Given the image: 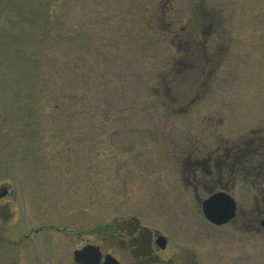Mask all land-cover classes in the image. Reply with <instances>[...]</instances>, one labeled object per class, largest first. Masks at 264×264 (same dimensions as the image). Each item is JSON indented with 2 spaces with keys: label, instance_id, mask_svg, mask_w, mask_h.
<instances>
[{
  "label": "rangeland",
  "instance_id": "obj_1",
  "mask_svg": "<svg viewBox=\"0 0 264 264\" xmlns=\"http://www.w3.org/2000/svg\"><path fill=\"white\" fill-rule=\"evenodd\" d=\"M254 143L264 0H0V264H79L86 243L139 264L108 236L140 227L155 264H264V234L208 222L187 172Z\"/></svg>",
  "mask_w": 264,
  "mask_h": 264
},
{
  "label": "flooded vegetation",
  "instance_id": "obj_2",
  "mask_svg": "<svg viewBox=\"0 0 264 264\" xmlns=\"http://www.w3.org/2000/svg\"><path fill=\"white\" fill-rule=\"evenodd\" d=\"M195 166V164H197ZM214 161L203 160L201 162H189V168L194 173L193 168H201L203 173L212 174L218 168L217 179H209L204 177L201 182L197 181L196 177L192 176L196 186L195 189L202 184V187L212 188L217 187L219 191H225L231 194L236 200L235 216L226 225L234 220L235 230L238 235L239 242H253V239L264 234V144H248L239 148L236 153V158L231 161L222 160L217 161L215 165H211ZM215 169V170H214ZM214 184H218L214 186ZM210 188V189H211ZM0 194L8 192V186L0 187ZM239 193L245 197L238 198ZM251 199V201H250ZM220 225V226H222ZM143 227L136 228L135 231L125 234L116 233L114 229L110 230L108 239L112 245L115 239L121 240L123 245L130 242V247L136 253V259L139 264H155L156 257L150 247V253L146 254L144 249V234H142ZM123 231V230H122ZM157 233L152 235L151 240H155ZM150 237H148V240ZM254 239V240H255ZM111 252V251H109ZM153 252V253H152ZM113 254V253H112ZM251 255V254H250ZM142 257V258H141ZM243 257H245L243 259ZM172 261V260H171ZM256 256H238L231 262H227L224 258L222 264H257ZM261 263V262H260Z\"/></svg>",
  "mask_w": 264,
  "mask_h": 264
},
{
  "label": "water",
  "instance_id": "obj_3",
  "mask_svg": "<svg viewBox=\"0 0 264 264\" xmlns=\"http://www.w3.org/2000/svg\"><path fill=\"white\" fill-rule=\"evenodd\" d=\"M236 203L234 198L224 191H217L205 198L202 202V210L211 222L222 224L229 221L235 215ZM157 243L165 247L166 239L164 236L157 238ZM74 259L81 264H99L102 252L99 246L87 244L77 248L73 252ZM102 264H119L111 254H106Z\"/></svg>",
  "mask_w": 264,
  "mask_h": 264
},
{
  "label": "trees",
  "instance_id": "obj_4",
  "mask_svg": "<svg viewBox=\"0 0 264 264\" xmlns=\"http://www.w3.org/2000/svg\"><path fill=\"white\" fill-rule=\"evenodd\" d=\"M203 174V173H202ZM204 175V174H203ZM218 184H215V186H217Z\"/></svg>",
  "mask_w": 264,
  "mask_h": 264
}]
</instances>
